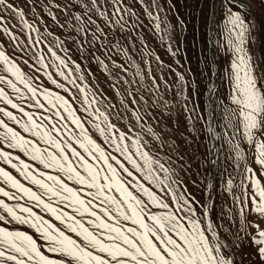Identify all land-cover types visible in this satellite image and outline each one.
<instances>
[{
    "label": "snow or ice",
    "instance_id": "6c2138e0",
    "mask_svg": "<svg viewBox=\"0 0 264 264\" xmlns=\"http://www.w3.org/2000/svg\"><path fill=\"white\" fill-rule=\"evenodd\" d=\"M0 5V11L11 9L19 17V30L28 41L0 16V33L14 49L9 55L0 40V161L19 176L0 166V264H242L225 248L245 243L253 226L256 264H264V74L257 75L245 50L248 28L240 13L230 17L239 41L230 77L235 107L223 118L225 128L242 132L227 137L235 159H245L249 149L252 156L243 168L242 195L234 197L240 211L239 226L233 230L235 219L217 223L206 213L203 219L197 214L172 157L153 148L155 142L163 150L166 141L138 113L139 131L121 130V112L104 104L95 91L89 96L82 70L75 71L80 64L68 58L73 51L84 58H96L101 49L111 54L112 29L123 32L128 27L136 15L131 5L125 0H34L29 7L47 9L53 24L65 33L52 43L47 24L45 36L22 8L9 0H0ZM147 14L152 15L151 8ZM115 51L124 49L117 44ZM21 62H31L34 74L24 72ZM52 68L64 82L54 78ZM41 73L59 91L44 86ZM77 94L83 97L79 105ZM132 100L136 102L134 96ZM79 109L88 118L78 114ZM241 140L247 141V148ZM226 184L232 191L231 177ZM246 209L256 214V221L247 220ZM221 230L233 237L231 245Z\"/></svg>",
    "mask_w": 264,
    "mask_h": 264
},
{
    "label": "rangeland",
    "instance_id": "374dc122",
    "mask_svg": "<svg viewBox=\"0 0 264 264\" xmlns=\"http://www.w3.org/2000/svg\"><path fill=\"white\" fill-rule=\"evenodd\" d=\"M9 2L22 8L27 19L39 25L45 36L48 33L44 26L46 24L49 26L53 37L49 38L48 43L54 42L56 36L65 38L64 31L53 24L47 9L41 11L39 7L35 10L29 7L34 0H9ZM125 2L132 6L136 15L128 20V27L123 32L118 28L112 29L116 33L117 43L111 45L112 48H116L119 44L124 51H112L109 54L107 50H99L95 54L96 58H84L73 51L68 58L80 64V68L75 71L81 73L82 70L83 83L88 92L95 91L104 104H110L115 111L121 112L123 118L118 121L121 130L129 131L131 128L139 131L136 127L138 113L144 116L146 125L151 126L153 131L166 141L163 150H160L155 142L153 148L162 156L172 157L175 162L173 166L176 167L177 174L183 182V190L191 197L197 214L203 219V214L206 213L217 223H227L229 219H235L236 223L230 225L235 230L239 226L237 214L240 211V202L238 199L234 200V197L238 198L242 195L240 181L243 178V168L248 166L252 152L249 149L245 159L236 160L234 152L227 144V137L235 133V129L224 127V114L235 107L231 99L230 77L232 62L237 57L235 47L239 43L230 17L233 13H240L242 19L246 21L248 32L245 38V50L256 65L257 75L264 74V0H218L219 11L216 22L212 9L207 35L197 39L198 49L187 52L178 50L173 32L166 36V45L159 43L160 41L156 39L158 36L149 34L151 32L147 20L151 15L147 14V9L151 8L152 17H155L158 11L154 3L151 7L150 0H143V4L136 0H125ZM215 2L217 0H214ZM2 8L3 5H0V9ZM0 16L4 17L7 26L20 36L24 43H28L23 30H19V17L11 9L0 11ZM60 22L63 23L62 18ZM0 40L4 42L7 53L14 55V49L7 36L0 33ZM68 47L72 48L73 45L68 44ZM44 52L47 56V44L44 46ZM61 54L66 55L63 52ZM183 55H186L187 59H184ZM17 59L19 61L18 56ZM20 66L24 72L34 74L31 62L28 65L21 62ZM50 71L53 72L54 78L64 82L55 68ZM39 79L44 86L59 91L42 73ZM133 96L135 103L132 100ZM82 98L80 94L76 95L77 105ZM122 104L124 108L121 107ZM78 114L88 118L82 109H79ZM112 119L116 122L114 116ZM91 120L94 122L95 116H92ZM16 127L19 130L18 126ZM86 127L89 128V133L94 139L98 142L102 141V137L90 125ZM235 135L242 136V132ZM145 139L151 140L147 136ZM241 143L247 148V141L241 140ZM169 145H174V150ZM4 148L7 150L6 145ZM13 152L19 154L17 150ZM177 155L182 159L178 160ZM0 166L6 167L18 176V173L11 169L10 165H4L3 161H0ZM251 166L259 167L255 163ZM229 177L234 181L232 191L228 190L226 184ZM248 207L250 208V203ZM46 218L50 217L46 215ZM246 218L248 221L257 220L256 214L247 209ZM51 219L60 226L58 221ZM22 227L36 235L34 230L28 229L27 226ZM221 232L226 243L231 245L233 237L223 230ZM256 234L257 230L253 226L249 229L245 243L237 248L226 247L225 251L234 253L242 264H256L257 246L251 239L252 235Z\"/></svg>",
    "mask_w": 264,
    "mask_h": 264
},
{
    "label": "crops",
    "instance_id": "0c3cea01",
    "mask_svg": "<svg viewBox=\"0 0 264 264\" xmlns=\"http://www.w3.org/2000/svg\"><path fill=\"white\" fill-rule=\"evenodd\" d=\"M152 3L158 4L159 9L155 13V17L152 15L148 17L147 24L151 32L149 34L154 37L158 36L156 39L160 41L159 43L166 45V36L173 32L179 51L187 52L198 49L196 47V44H199L197 39L207 35L211 11L214 10V0H174V3L173 0H150L151 7ZM57 16H61V14ZM105 31L107 32L108 29L105 28ZM113 33L115 36L116 33L114 31ZM156 39L153 38V40ZM161 41L163 42L161 43ZM116 43L115 37L112 45ZM112 49L115 51V48ZM183 58L187 59V56L183 55ZM89 96H91V92ZM101 111H104L103 106H101Z\"/></svg>",
    "mask_w": 264,
    "mask_h": 264
},
{
    "label": "bare ground",
    "instance_id": "6f19581e",
    "mask_svg": "<svg viewBox=\"0 0 264 264\" xmlns=\"http://www.w3.org/2000/svg\"><path fill=\"white\" fill-rule=\"evenodd\" d=\"M218 11H219V3H218V0L216 2V5H215V10H214V18H215V22L217 20V17H218ZM216 24V23H215ZM214 35L216 36V28L214 30ZM213 89V88H212Z\"/></svg>",
    "mask_w": 264,
    "mask_h": 264
}]
</instances>
